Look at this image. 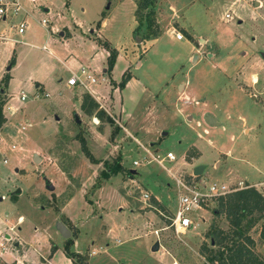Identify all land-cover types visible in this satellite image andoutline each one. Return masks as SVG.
Listing matches in <instances>:
<instances>
[{
  "label": "rangeland",
  "instance_id": "obj_1",
  "mask_svg": "<svg viewBox=\"0 0 264 264\" xmlns=\"http://www.w3.org/2000/svg\"><path fill=\"white\" fill-rule=\"evenodd\" d=\"M65 1H69L68 11H65ZM132 1L38 0L37 14L30 7L25 8L30 14L26 31H32L37 37L31 41L25 35V40L38 46L43 42L46 31L38 19L51 15L43 11L48 6L49 12L63 16L56 22L67 25L71 34L81 35L73 25L76 19L86 28L83 37L87 41L96 40L103 48L102 39L111 44L114 41L120 51L130 53L128 79L132 77L137 82L132 81L127 89H123L124 85L118 87L125 69L121 70L122 63L114 57L107 71V57L104 58L101 68L109 73L110 81L116 82L117 89L122 90L120 97L126 116L120 118L121 110L118 116L120 100L113 94V100L107 96L100 98L109 113L103 110L102 119L92 123L93 114H83L78 108L83 90L78 85L62 87L69 72L38 47L17 44L7 61L0 63V104L4 117L0 126V196L3 195L0 217L6 214L14 224L24 240L22 247L34 235L40 236L43 228L58 232L57 223L63 221L72 237L80 233L84 246L93 240L94 245L104 246L105 250L91 257L89 264H171L173 260L176 264H201L203 258L198 247L201 242L209 246L204 236L208 225L225 229L226 221L222 214H212L216 202L210 198L204 207L189 212L194 226L177 237L168 220L160 215H170L176 209V184L168 177L173 173L188 182L202 180L205 186L210 181H219L210 166L214 153L212 141L225 146L236 144L240 148L247 145L264 152L261 149L264 144V0H152L154 13L155 8L158 12L157 36L148 35L151 29L143 21L146 9H139L134 20L132 11L140 0ZM103 11L106 25L99 30L96 22ZM135 23H139L136 43L131 39ZM92 28L94 33H89ZM175 31L181 34L180 39L173 35ZM96 34L102 39L95 38ZM91 54L92 50H85L82 55L87 59ZM44 59L56 68L49 80L30 87L26 82L27 73H35ZM14 65L16 68L10 72ZM250 73L256 77L251 84L245 80ZM5 74L8 79L4 84ZM17 81L22 85L17 87ZM58 89L59 95H54ZM182 89L188 98L181 97L184 96ZM19 90L24 92L25 100H10ZM44 92L54 96L44 97ZM10 103L16 106L13 111L7 108ZM206 112L217 117L218 125L205 124L202 115ZM240 117L247 121L246 127L252 123V131L238 134ZM140 121L143 122L139 124ZM204 128L208 131L206 135L202 133ZM139 129L146 130L143 137ZM252 133L258 135L256 141L248 140ZM229 134L236 137L233 143L228 139ZM79 138L84 140L92 159L82 151ZM140 144L149 151V156ZM190 144L197 146L198 155ZM166 151L174 155L173 160H162ZM33 154L39 158L36 162ZM182 154L185 162H192L190 165H202V174L190 173L191 167H184L185 163L180 161ZM150 155H157L160 162H152ZM117 156L123 168L106 179L99 176L102 162L111 163ZM143 156L150 161L144 163ZM3 158L6 164L1 162ZM132 160L140 161V165H133ZM99 161L96 167L94 163ZM189 174L196 176L192 178ZM49 179L55 184L53 190L46 189ZM256 183L254 186L241 182L242 186L251 185L264 195V179ZM142 191L157 196L164 203L156 201L163 209L154 203L153 196L142 202ZM65 201L68 203L61 215L59 209ZM18 215L23 221L14 223ZM262 222L259 220L250 228L251 237L255 234L258 238ZM34 227L38 233L33 232ZM119 227L126 232L115 233L120 243L101 236ZM162 227L166 228L155 238L152 229ZM72 237L70 250H73ZM155 242L163 255L159 250H151ZM261 253L264 256V243ZM81 256V264H87L88 256Z\"/></svg>",
  "mask_w": 264,
  "mask_h": 264
},
{
  "label": "crops",
  "instance_id": "obj_2",
  "mask_svg": "<svg viewBox=\"0 0 264 264\" xmlns=\"http://www.w3.org/2000/svg\"><path fill=\"white\" fill-rule=\"evenodd\" d=\"M18 1L20 4V7H21V11H20L19 15L14 16L13 18H14V20H16L20 17H24V19L26 20L27 25H28L27 18L30 17V14H28V12L25 11V8L29 9V7H30V9L33 12L36 11L35 13L37 14V10H35V9H37L38 0H36L35 4L30 3L28 0H18ZM130 1H132V0H130ZM68 2L69 1H65V11L66 10L68 11V9L70 8L68 5ZM132 2H134V1H132ZM134 9H135V5H134ZM134 9L132 11L133 15H134ZM43 11L45 12L46 15L47 14H51V15L49 17L43 16L40 18V19H46L47 20V22L44 25L41 24L40 19H38V24L40 26H42V28L46 31V34L44 35V38L42 40L43 42L40 44V46L34 45L35 43H30V41L25 40L26 36L31 41L37 40V37L34 36V33L32 31L31 32L26 31L28 26H26L24 33L21 35L16 34L14 31H9V32H7L8 39L7 40H0V63H5V61H7V58L11 55L10 54V52H12L11 50L15 49L17 44L28 45L30 47H35V48L38 47L39 50L46 52L47 57L49 59H50V57L56 59L58 61V63L60 64V66L69 72V75L72 72H77L78 68L83 67L89 74H91L95 78V81L93 83L86 82L87 87H83V86L78 85L83 90V93H88L92 97V99L97 103V105L101 107V108L100 107L98 108V106H97V108L102 110V111L104 110L107 113H109V112L103 106V103L100 100V98L101 97L104 98V96H107V99L110 100V97H111L113 100V94H115V95L117 94L119 97V100H120V103H117V106H118L117 114L119 116V112L121 110L120 118L122 115L126 116V114L124 113L125 109H124V106L122 104V100L120 97L122 90L117 89L116 84H115L116 82L110 81V77H108L109 73H106V70L104 68H101L104 58H106L108 55V51L105 48L98 45L97 43H95V41H96L95 39H94L95 41L92 42V41H87L86 38L83 37V34H85L83 32L86 30V28H84L83 23L80 22L79 20L74 19L73 25H74V28L79 29L81 35H75L74 34L76 36V37H74V35L69 32L67 25L62 26L56 22L60 18L63 17L60 13L55 12L54 14H52L51 12H49L48 6L43 7ZM156 12H157V10L155 8L154 18H155V22H156L157 27H158L157 16H156L158 12L157 13ZM101 13H100V18L97 20V21H99L97 24L99 27L98 28L99 30H101V28L106 25V19H103L104 14L101 15ZM103 13H104V11H103ZM105 15H106V13H105ZM173 16L176 17L175 14H173ZM51 20L55 21L57 24L52 23ZM134 20H135V15H134ZM136 25H137V23H135V25L131 29V37H132L131 39L134 38L135 43L137 40H139V37L136 36V31H134V28ZM0 29H2V24H0ZM170 29H168V33L172 34ZM137 31H138V29H137ZM89 33H94V28L90 29ZM95 33H96V31H95ZM98 36H99V34L94 35L95 38L102 39V38H100L102 36H100V37H98ZM151 38H154V37H151ZM102 40L104 41V39H102ZM105 41H106V39H105ZM107 45L116 50L115 60L122 63L121 70L125 69L123 71H128V73H129V70H128L129 59L128 58H130L131 54L126 53L125 50L123 52L120 51V47L117 48L114 41L112 44H111V42H108ZM130 49L132 50L133 48H130ZM85 50H90V51L92 50L91 56L87 59H86V56L84 57L82 55ZM7 68L8 67L5 68L6 71H7ZM15 68H16V65L11 67L10 72H12ZM55 68H56V66L53 63L46 62L45 59L41 60L39 65H37L35 73L34 72H28L27 73L26 82L31 85L30 87H33V86L38 87L39 84L45 82V80H49V77H50L51 73H53ZM254 77H255V74L250 73L245 78V80L251 84L254 82ZM13 79H14V77L11 76V80H13ZM59 80H60V78L58 79V81ZM255 80H256V77H255ZM132 81L137 82V80H134V78L131 77L130 79H128L125 82L123 89H127L128 87H130L132 85ZM21 85L22 84L20 83V81H17V87H19ZM62 87L66 88L64 86V83H63ZM181 92L184 93V96H181L182 98H188L187 94L185 93V91H183V89ZM21 93L24 94V92H22L21 90L16 91L14 93V95L10 97V100H16L17 102H23L25 100V98L23 100L19 99V95ZM83 93H81L80 99H79L78 108L80 111H81L80 103H81ZM43 95H44V97L51 98L54 95H59V89L54 95H50L48 92H44ZM115 102H116V99H115ZM15 107L16 106H14V104H12V103H10V105L7 106V108L12 110V111ZM112 107H113V105H112ZM82 113L85 114L84 112H82ZM204 114L205 113H203L202 116H204ZM210 114H211V116H213L215 118L216 125H218L217 117L212 113H210ZM188 118L190 119V117H188ZM91 119H92V123H94L98 120V118L94 115L91 116ZM76 121L78 122V120H76ZM142 122L143 121H140L139 124ZM240 122H241L240 123L241 128L238 131V134H240V132L241 133H243V132L247 133L248 130L249 131L253 130V125H251L252 123H249L248 126L246 127L247 121L245 119H243L242 117H240ZM196 125H199V122H197ZM209 126H212V125H209ZM98 128H100L99 130H101L102 126L98 127ZM140 131H139V133H140ZM207 132L208 131L205 128L202 130V133L205 135L207 134ZM145 133H146L145 129H144V132L141 131L142 137L145 135ZM162 134H164V133H162ZM251 135L248 138V140L250 138H252L253 141H256V138L258 137V135L256 133H252ZM235 138L236 137H234L233 134H229L228 139L232 143L235 140ZM245 138H243V141H244L243 144L246 142ZM135 141H137V140L135 139ZM207 142L209 143V140H207ZM190 146L195 147L193 144H190ZM246 146L243 145L240 148L236 144H234V145L230 144L228 146L227 145L225 146L224 144L216 142V141L211 142V148L214 150L213 151L214 153L212 154V162H211L210 166H211V169L213 170L212 172L214 174L216 173V175L219 176V182L234 185L238 181H241V182L245 181V182L252 183L255 186V185H257L256 182L262 181L264 179V152L257 150L258 148H253V147L249 148L248 146L247 147ZM141 148H142L141 150L143 152H149L148 150L147 151L145 150L146 148L143 145ZM255 149L257 150L258 155H255V151H254ZM261 149L264 151V144L262 145ZM196 151H197V155H198L200 151L197 148H196ZM184 156L185 155L182 154L180 157V161L182 163H185L184 167L188 168V166H190L191 168L188 170V171H190V173H193V174L201 173L202 174L203 166L198 165V164L190 165L192 162L191 163L185 162ZM251 157H253V158H251ZM192 159L195 160L194 157H191V160ZM163 160L165 162L166 161L169 162L166 159H163ZM1 162L3 164L7 163L6 159H5V162H3L2 160H1ZM152 162H155V161L153 160ZM152 162H150V163H152ZM100 163L101 162L99 161L98 163H94V164L96 167H98V165ZM119 163H120V161H119ZM120 165L123 168L122 164H120ZM257 176H261V177L258 180H256ZM167 177H168V175H167ZM168 178H171L174 181L175 175L173 173H171ZM248 178H250V179H248ZM251 179H252V181H250ZM49 182H47L46 185L47 184L51 185L52 190H53V188H55V184L52 183L50 179H49ZM46 189L49 190L48 188H46ZM149 195L153 196L150 193H149ZM55 197H57V194L55 195ZM2 198H3V195L0 196V199H2ZM153 198L156 201L163 203L157 196H153ZM126 201L127 200H125V202ZM121 202H122V200H121ZM67 203H68V201H65L63 206L59 209V214L63 215L64 207ZM65 218H67V217H65ZM67 219L71 222V220L69 218H67ZM22 221H23L22 216L18 215L16 217V220L14 223H21ZM60 222L69 231L67 225L63 221H60ZM111 229L105 231L104 234H102V235L99 234V235H101L102 237H105V238H109L110 240L112 239V241L116 242V244L120 243V240L118 238H116L114 235L117 231L125 232V228H120V227L117 229L115 228V231L110 233ZM36 231L38 233V229L36 227H34L33 232L36 233ZM147 231H149V230H147ZM146 232H144L143 234H146ZM130 233H131V231H130ZM69 235L71 238L72 236H71L70 231H69ZM254 235L252 236V238L255 242L254 249L256 252L259 253V255L264 260V256L261 253V246H262V243H264V241H259L257 238V235H255V236ZM64 239L65 238L61 237L57 231L52 233V232H49L47 228H43L41 230L40 236L38 234L34 235L33 239L31 241L27 242L26 247H22L24 245V243H23L24 240L21 239V237L17 234V231L15 230L14 224L12 222H10V220L7 219V215L5 214L3 217H0V262L2 264H73L70 261V259L67 258L63 253L62 247H63V240ZM72 241H73V251L79 253L80 255L86 254L88 256L87 261H86L87 264H89L88 262H89L91 257L98 255L99 253H101L102 251L105 250L104 246H102L101 244L94 245V240L88 242L84 246L83 245L84 239L81 238V235L79 232L77 233L76 236L72 237ZM81 243H82V245H81ZM113 245H115V244H113ZM51 247L53 248L52 250H51ZM42 249H43V252H42ZM158 250L160 252V255L164 254V252H161V247L158 246L157 250L155 252H157ZM171 264H176V262L173 260L171 262Z\"/></svg>",
  "mask_w": 264,
  "mask_h": 264
},
{
  "label": "trees",
  "instance_id": "obj_3",
  "mask_svg": "<svg viewBox=\"0 0 264 264\" xmlns=\"http://www.w3.org/2000/svg\"><path fill=\"white\" fill-rule=\"evenodd\" d=\"M139 9H146V12L143 14V21L145 22V27L148 30L151 29L148 35L156 36L158 34V27L154 18L152 0H140L135 3V16H138ZM98 22L99 21H97L96 24H98ZM138 27L139 23L135 26L134 31H137ZM101 44L108 51V71L113 64L116 50L109 47L105 41ZM128 78L129 73L124 71L118 83V87H122ZM7 79L8 74H5L3 76L4 84L7 82ZM97 106V103L88 93L82 94L80 103L81 111L87 115L93 114L101 120L103 111L97 109ZM3 121L4 117L1 113L0 104V126ZM107 121L111 123L109 119H107ZM79 140L84 154L89 159H92L84 145V140L82 138H79ZM119 161V156L111 163L103 161V169L100 170L99 176L106 179L110 175L120 171L122 167ZM11 196H14V194ZM214 199L216 206L212 208L211 212L213 215L222 214L226 221V228L223 229L214 224L208 225L204 236L208 238L209 246L207 243L201 242L198 247V253L203 258L201 264H264V260L254 249L255 242L253 238L248 233L250 228L259 220H264V195L253 186L245 185L222 196H217ZM154 203H156L160 209H163V206L157 203L156 200H154ZM258 238L259 241H264V222L259 226ZM70 243L71 238L69 237L66 238L63 243V252L65 256L68 257L73 264L83 263L81 260L82 256L69 249Z\"/></svg>",
  "mask_w": 264,
  "mask_h": 264
},
{
  "label": "built area",
  "instance_id": "obj_4",
  "mask_svg": "<svg viewBox=\"0 0 264 264\" xmlns=\"http://www.w3.org/2000/svg\"><path fill=\"white\" fill-rule=\"evenodd\" d=\"M30 3L35 4L36 0H28ZM21 7L18 0H0V24H2V29H0V40H7V32L14 31L16 34L21 35L24 33L27 22L24 17H20L14 20V16L20 14ZM47 22L46 19H40L41 24H45ZM173 35L176 39H180L182 36L179 32H174ZM95 78L89 74L83 67L78 68L77 72H72L68 78L66 79L64 86L66 88H70L73 85H80L83 87L86 86V82L93 83ZM46 95V94H45ZM25 95L21 93L19 95V99L23 100ZM142 147V145H139ZM147 151V149H145ZM149 156V152H145ZM151 156V160L159 163L160 158L153 155ZM146 156H143L144 163L149 162V159H145ZM173 160L174 155L167 151L165 152L162 160ZM5 162V159H2ZM132 164L135 166L140 165V161L132 160ZM191 175V177H195L196 175ZM177 189V197H176V209L174 213L170 215L160 214L161 217H165L168 220L169 226L172 228L174 234L178 237V235L185 233V231L189 227H193V221L188 215L192 209H199L206 205V202L210 198H215L217 196H222L228 192H231L235 189L243 187L241 181L236 182L234 185H228L219 181H210L206 184H202V180L200 183L195 182L193 179H190L189 182L185 181L182 176H175L174 180ZM200 186L205 187L204 190L200 189ZM245 186V185H244ZM140 200L142 202H146L149 198V193L142 191ZM196 225V224H195ZM162 228H154L152 229V234L155 237H158V232Z\"/></svg>",
  "mask_w": 264,
  "mask_h": 264
},
{
  "label": "water",
  "instance_id": "obj_5",
  "mask_svg": "<svg viewBox=\"0 0 264 264\" xmlns=\"http://www.w3.org/2000/svg\"><path fill=\"white\" fill-rule=\"evenodd\" d=\"M254 3H257V2L254 1ZM262 57H264V54H262ZM203 121L208 125H216L215 118L213 116H211L210 113H207V112L203 116ZM38 159L39 158L37 157V155L33 154V161L36 162ZM46 188H48L49 190L52 189L51 185H49V184L46 185ZM18 192H19V189H16L15 193H18ZM57 229H58V233L60 234L61 237L67 238L69 236V231L66 229V227L61 222L57 223ZM157 247H158L157 242H155L152 245L151 250L155 251V250H157Z\"/></svg>",
  "mask_w": 264,
  "mask_h": 264
}]
</instances>
